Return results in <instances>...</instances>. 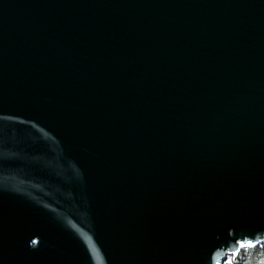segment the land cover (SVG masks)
I'll return each instance as SVG.
<instances>
[{
  "label": "water",
  "instance_id": "1",
  "mask_svg": "<svg viewBox=\"0 0 264 264\" xmlns=\"http://www.w3.org/2000/svg\"><path fill=\"white\" fill-rule=\"evenodd\" d=\"M249 241L264 0H0V264H220Z\"/></svg>",
  "mask_w": 264,
  "mask_h": 264
},
{
  "label": "trees",
  "instance_id": "2",
  "mask_svg": "<svg viewBox=\"0 0 264 264\" xmlns=\"http://www.w3.org/2000/svg\"><path fill=\"white\" fill-rule=\"evenodd\" d=\"M262 264L264 262V243L249 248L248 244H244L239 250V255H229L220 264Z\"/></svg>",
  "mask_w": 264,
  "mask_h": 264
},
{
  "label": "snow or ice",
  "instance_id": "3",
  "mask_svg": "<svg viewBox=\"0 0 264 264\" xmlns=\"http://www.w3.org/2000/svg\"><path fill=\"white\" fill-rule=\"evenodd\" d=\"M242 243V242H241ZM256 246H258V242H255V241H249V243H248V247L249 248H253V247H256ZM235 255H239V251H237L236 253H235ZM228 264H231V261H228ZM262 264H264V262H262Z\"/></svg>",
  "mask_w": 264,
  "mask_h": 264
},
{
  "label": "rangeland",
  "instance_id": "4",
  "mask_svg": "<svg viewBox=\"0 0 264 264\" xmlns=\"http://www.w3.org/2000/svg\"><path fill=\"white\" fill-rule=\"evenodd\" d=\"M243 245H244V244H243ZM243 245H241V246H240V249H239V250H241V249H242V246H243Z\"/></svg>",
  "mask_w": 264,
  "mask_h": 264
}]
</instances>
